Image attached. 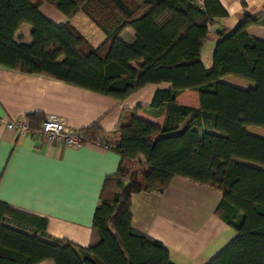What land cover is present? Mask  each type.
<instances>
[{
    "label": "trees",
    "instance_id": "1",
    "mask_svg": "<svg viewBox=\"0 0 264 264\" xmlns=\"http://www.w3.org/2000/svg\"><path fill=\"white\" fill-rule=\"evenodd\" d=\"M43 1L66 21L43 15ZM225 15L218 0H0L1 65L118 102L150 82H170L140 106L162 113L160 125L124 109L111 130L97 121L77 129L120 156L103 179L87 245L52 236L46 217L0 200V264H176L159 240L132 227L130 210L133 193H161L174 176L221 192L214 214L235 232L204 264H264V137L245 129L264 127V40L246 31L264 25V10L217 31L205 68L208 26ZM22 23L31 28L27 43L16 36ZM125 27L133 30L128 43L119 36ZM226 74L254 85L219 80ZM184 89L197 92L198 107L176 102ZM44 116L24 117L36 128Z\"/></svg>",
    "mask_w": 264,
    "mask_h": 264
},
{
    "label": "crops",
    "instance_id": "2",
    "mask_svg": "<svg viewBox=\"0 0 264 264\" xmlns=\"http://www.w3.org/2000/svg\"><path fill=\"white\" fill-rule=\"evenodd\" d=\"M218 2L226 15L216 17L208 26L200 49L205 68L211 66L217 31L230 30L244 13L264 10V0ZM51 20L61 24L66 17L60 12ZM30 29L29 24L22 23L16 36L27 43L31 40ZM246 31L264 40V25L249 24ZM119 36L131 42L133 30L125 27ZM206 45L205 63L202 55ZM236 77L226 74L219 80L240 88L254 85L252 81L241 83ZM169 86L168 81L150 82L118 102L101 92L0 64V200L46 217L47 231L52 236L87 245L103 179L116 170L119 154L93 142L70 147L39 141L30 134H16L3 123L27 113H52L73 129L97 121L104 130H111L124 109H134L138 117L160 125L162 113H151L140 106L150 103L155 88ZM175 100L178 104L199 106L198 94L193 89L182 90ZM220 198L221 192L214 188L174 176L161 193L142 190L131 195V224L159 240L174 263L204 264L235 234L214 214ZM36 264L54 263L43 259Z\"/></svg>",
    "mask_w": 264,
    "mask_h": 264
},
{
    "label": "built area",
    "instance_id": "3",
    "mask_svg": "<svg viewBox=\"0 0 264 264\" xmlns=\"http://www.w3.org/2000/svg\"><path fill=\"white\" fill-rule=\"evenodd\" d=\"M3 125L16 134H30L39 141L53 142L70 147L85 143L80 131L70 128L62 118L52 113L46 114L40 126L36 128H32L24 116L8 119ZM93 143L101 146L98 140ZM102 147L106 148L107 145L104 144Z\"/></svg>",
    "mask_w": 264,
    "mask_h": 264
},
{
    "label": "rangeland",
    "instance_id": "4",
    "mask_svg": "<svg viewBox=\"0 0 264 264\" xmlns=\"http://www.w3.org/2000/svg\"><path fill=\"white\" fill-rule=\"evenodd\" d=\"M39 9L41 11V13L51 19H54L55 16H58L60 14V11L58 9H56L52 4L43 1L40 5H39ZM27 24V23H26ZM28 25V24H27ZM129 30H132L131 27H129ZM208 46L206 45L204 50H203V55H202V59L203 61L206 63L208 61ZM210 62V60H209ZM237 80H240L241 83H252L250 80L248 79H244L241 77H236ZM247 127V132L264 137V127L262 126H256V125H246ZM262 168H264L263 166H260Z\"/></svg>",
    "mask_w": 264,
    "mask_h": 264
}]
</instances>
